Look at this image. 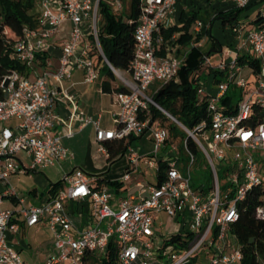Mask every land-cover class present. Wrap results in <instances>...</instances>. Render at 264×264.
<instances>
[{
	"label": "built area",
	"instance_id": "1",
	"mask_svg": "<svg viewBox=\"0 0 264 264\" xmlns=\"http://www.w3.org/2000/svg\"><path fill=\"white\" fill-rule=\"evenodd\" d=\"M101 1L115 13L123 8V0H36L37 27L25 25L22 37L13 44L16 59L33 70L35 77L29 78L11 69L0 84V184L3 185L0 264H29L7 236L8 232H18L19 221L29 227L45 225L50 230L55 251L47 256L44 264H92L94 259L106 256L113 239L118 246L116 264H188L203 246L210 248L205 252L207 264H238L242 252L229 224L237 220L239 203L248 193L255 187L264 188L261 167L264 162V6L259 9V24L247 29L240 43V48L248 45L259 61L255 73L257 80L252 87L248 86L251 81L250 75L244 74L245 67L251 73L253 69L250 65H241L237 55L228 61L221 60L214 68L223 70L224 78L217 84L211 79H201L197 87V93L207 99L209 121H202L190 130L168 111L164 112L147 93L155 81L165 83L176 79L183 66L179 56L158 53L164 42L161 30L172 24L177 0H140L130 71L115 68L103 54L99 41ZM231 1L240 8L250 2ZM65 22H69V34L61 47L58 64L53 66L46 60L44 69L37 73L34 70L39 59L37 54L48 52V39L57 34ZM96 56L128 88L115 93L119 109L113 114L115 126L111 128L102 126L99 114L91 115L79 109L77 95L63 86L74 69L83 71L84 82L96 81L100 75ZM202 58L203 65L211 66L206 54ZM230 86L241 89L235 113H227L226 106L221 103ZM57 101L72 106L71 117L76 122V131L53 132L58 122L54 109ZM151 105L171 118L195 143L193 150L187 138L183 141L185 161L179 149L181 139L155 122ZM254 106L259 114L255 113ZM87 125L92 126L100 150L105 141L123 140L125 155L134 165V172L141 159L157 172L164 164L162 180L154 184L139 180L135 183L136 190L117 196L114 188H98L96 175L76 167L61 174L60 188L46 201L27 203L9 183V177L12 174L31 175L72 158L73 152L65 144L64 137H72ZM143 133H148L153 142L150 152L141 153L129 139ZM198 149L203 151L212 173L208 189L205 184L196 189L190 184L191 166L196 162ZM253 151L260 153V164ZM20 154H25L28 160ZM219 160L230 167L225 192L221 191L218 176ZM130 172H126L124 180L129 179ZM4 197L15 198L19 207L3 208ZM73 203L75 209L71 208ZM161 214L178 218L179 230L173 234L186 237L189 232L193 239L185 245L168 243L164 246L172 234L165 238L158 236L155 222ZM256 215L264 218V192ZM167 246L171 247L169 252Z\"/></svg>",
	"mask_w": 264,
	"mask_h": 264
},
{
	"label": "trees",
	"instance_id": "2",
	"mask_svg": "<svg viewBox=\"0 0 264 264\" xmlns=\"http://www.w3.org/2000/svg\"><path fill=\"white\" fill-rule=\"evenodd\" d=\"M35 1L0 0V84L6 72L11 69H16L25 74L29 71L24 64L16 59L13 44L22 37V29L25 25L31 28L37 27V11L36 13L34 11ZM248 6L249 4L246 7ZM246 7L234 6L228 10L220 11L214 16L211 23L220 20L224 27H234ZM139 12L140 0H123V8L119 13H115L105 2L101 1L99 4V13L103 20L99 28V41L104 56L115 68L130 71L135 49L134 32ZM179 18L180 25H173L161 30V35L165 40L169 39L177 31L182 32L178 38L180 43H186L192 38L189 29L196 19V12L183 11ZM206 34L211 40V49L219 51L222 46L221 42L211 33L210 27L207 28ZM197 38H200L199 34H197ZM165 44L163 43L158 51L160 55L165 52ZM37 55L41 56L39 53ZM202 55L201 51L193 48L188 53L185 64L179 70L178 79H171L168 82L161 83L152 94V98L156 103L190 130L202 121H209L210 118L206 97L197 93L199 81L201 79L208 80V77H211V82L217 84L225 76L223 70L213 67L206 72H200L203 61ZM238 61L241 65H243V62L249 63L253 69L252 73H257L259 61L256 57L239 56ZM99 79L101 80L102 91L106 93L115 94L128 90L127 87L120 83L107 64L100 68ZM1 93L0 86V95ZM240 98L241 89L230 86L221 98V103L226 106L225 111L227 113H235L236 105ZM150 109L153 119H167V116L155 106L151 105ZM254 111L259 114V109L255 106ZM179 127L176 123L171 122L168 127L170 134L177 137L179 135ZM180 129L183 134L186 133L182 128ZM135 138L131 136L129 139L133 140ZM187 141L190 147L195 150V143L192 139L188 137ZM106 148L108 152L107 160L112 162L118 155L125 152L126 144L123 140H108ZM164 167V164L160 165L158 172L159 182L164 176ZM207 170L209 171L207 183H204L206 189L210 187L212 182V173L208 166ZM103 184L113 187L120 185V182L118 180L105 181L99 178L97 187H102ZM60 186L61 180L50 182L46 192L53 195ZM263 192L264 188L262 187L253 188L244 201L239 203L237 220L229 224V230L235 236L242 252V258L238 264H264V218L256 215V207L260 204V197ZM187 242V237H182L179 233L172 234L164 242V246L168 243L185 245ZM117 249V243L114 239L111 240L106 256L103 259H94L92 264H116ZM198 257V254L193 256L188 264H207L204 260L200 261Z\"/></svg>",
	"mask_w": 264,
	"mask_h": 264
},
{
	"label": "crops",
	"instance_id": "3",
	"mask_svg": "<svg viewBox=\"0 0 264 264\" xmlns=\"http://www.w3.org/2000/svg\"><path fill=\"white\" fill-rule=\"evenodd\" d=\"M234 3L231 0H177L176 3V10L175 14L172 18V24L166 28H169L173 25H180V14L184 12L194 11L196 12V19L194 23L192 24L191 28L189 29V33L192 35V38L186 42V43H180L178 41L179 36L182 32H174L172 36L169 39H164L163 43H166L165 45H171L166 46L165 52L162 56L166 54H175L183 59V65L185 64L186 57L188 56V53L193 49L196 48L199 51L202 52V54H206L209 58V61L211 63V66H205L201 65V71H208L211 67H215L221 60H229L230 58L234 56H253L251 53V50L248 49L247 46H243L240 48V43L243 42L244 34L247 29L252 27L253 25L259 24V9L264 6V0H250L249 6L244 9L242 14L240 15L237 24L234 27L230 26H223L220 20L211 21L213 20L214 16L220 12L228 10L232 7H234ZM198 22L201 23L200 26H198ZM69 22H65L62 27L60 28L59 32L55 34L52 38L48 39V52L42 53L41 56H39L38 61L34 64V70L37 73H41V71L44 69V65L46 60H50L53 66H56L58 64V57L60 55L61 47L63 45V42L67 39L69 34ZM217 27L218 34L213 33V27ZM210 27L211 33L221 42V48L219 51H216L214 49H211V40L209 39L208 35L206 34L207 28ZM242 27L243 29L240 30L239 28ZM197 34L200 35V38H197ZM167 47H170L167 48ZM228 50H230L229 53H226ZM212 52H218L220 55L218 62H213L210 59V53ZM45 57H44V56ZM44 57V59H42ZM96 64L101 68L104 63L99 58V56L95 57ZM249 65V63H247ZM246 66V65H244ZM246 74L250 75L251 71L245 67ZM29 78H34L35 73L33 70H29L26 74ZM178 77L175 79L177 80ZM159 83L157 88L153 91V93L158 89V87L161 85V82L155 81L154 83ZM150 85V86H151ZM63 86L67 88V90L73 94L77 95V104L79 109L85 111L88 114L91 115H100L101 116V124L103 127L111 128L115 126L114 120H113V114L116 113L119 109V105L115 99V94L113 93H106L102 91L101 88V80L98 78L96 81L92 83H86L83 81V71L80 69H74L72 71V76L70 79L65 80L63 83ZM152 93V94H153ZM152 96V95H150ZM54 109L56 110L58 114V122L53 128V132L55 133H62L68 129L75 130L76 131V122L71 117L72 112V106L64 101H57L54 105ZM152 115V114H151ZM155 122L159 126H165L162 125L160 122V118H156ZM174 137V136H173ZM135 139L143 140L148 139L152 142L150 136L148 133H143L139 136H137ZM133 139L132 144L136 142L137 140ZM135 140V141H134ZM114 141H120V140H114ZM64 142L67 144L70 149L73 152L72 158H66L58 162L55 166L46 167L43 169L38 170L36 173H41L43 170L48 168H55L57 173L61 176L63 172H69L72 169L76 167H80L84 169L85 171L94 172L96 175V183L98 179H104L107 180H118L120 182V185L113 186L112 188L115 189V193L118 196L124 195L126 193L132 192L136 190L135 183L137 181L143 182V177H138L134 175L132 177V174L134 173V165L130 163L127 155H125V152L123 154L118 155L112 162H108L107 156V148L106 143L107 141L103 142V149H99V143L96 141L94 136V130L91 125L85 126L81 131H77L74 133L72 137H64ZM153 143V142H152ZM153 146V144H152ZM153 149V147H152ZM151 149V150H152ZM141 153L150 152L146 151L145 149H139ZM99 155L105 157V162L103 163H96L95 157H99ZM20 157L23 158L25 161L28 160L27 156L25 154H20ZM144 161V163L150 167L145 159H141ZM123 162L121 167V172L118 174H111V169L118 165L119 163ZM153 168V167H151ZM130 177L127 180H124L123 176L126 174V172L130 171ZM155 170V182L158 181L159 176L158 172ZM31 177L35 178L36 180H39V185L35 184L29 189H24L23 187L19 186L18 180L23 177ZM42 176L40 174H36L32 177L31 175H22V174H12L9 177V183L15 187L16 191L20 196H24L27 203L30 204H38L46 201L49 197H51V193L46 192V188L48 187L50 182H57V181H50L48 180V177L45 175V179L41 178ZM42 179V180H41ZM144 183V182H143ZM103 187H108L107 185L103 184ZM60 188V187H59ZM3 190V185L0 184V194ZM2 207L6 209H17L19 207V203L15 198L12 197H4ZM71 208L75 209V204H71ZM160 216H167L165 214H161ZM159 216V217H160ZM177 222L178 218L176 217ZM157 222V220H156ZM155 222V227H156ZM19 230L22 227H29L26 226L23 222L19 221ZM47 228L45 225L40 226H32L30 228H36L42 229ZM18 230V231H19ZM49 230V229H48ZM50 232V230H49ZM17 233V232H16ZM12 232H8V240L13 245L20 244L22 241H17L14 237V234ZM173 234V233H172ZM51 236V233H50ZM50 243L53 247V240L52 236L50 238ZM53 252V251H52ZM28 262V261H27Z\"/></svg>",
	"mask_w": 264,
	"mask_h": 264
},
{
	"label": "rangeland",
	"instance_id": "4",
	"mask_svg": "<svg viewBox=\"0 0 264 264\" xmlns=\"http://www.w3.org/2000/svg\"><path fill=\"white\" fill-rule=\"evenodd\" d=\"M34 11L36 13L37 9H36V1H35V7H34ZM103 23V20L101 19L100 16V20H99V26H101ZM213 33L214 34H218L217 32V27H213ZM216 34V35H217ZM220 58V55L218 52H212L210 53V59L215 63L218 62ZM243 65H247V62H243ZM245 67V66H244ZM246 74V72L244 73ZM116 78L118 79V77L116 76ZM209 81L211 77H208ZM257 80L256 75L254 73L250 74V83H249V87H252L255 83V81ZM159 85V83H154L153 85H151L149 87V89L147 90V93L149 95H152L153 91L157 88V86ZM167 116V115H166ZM12 121V120H11ZM160 122L162 123V125H165L167 128L169 127V124L172 121L171 118H169L167 116V119H161L160 118ZM10 123V122H9ZM181 127H179L178 129V137L181 139L180 144H179V149L181 150V159L183 161L186 160V154L183 148V141L187 138V133H182L180 130ZM137 140L136 142L133 143V146L139 150V149H145L146 151H149L152 149V142L148 139H143V140ZM134 140V141H135ZM253 155L256 158V160L258 161V163L260 164V162L262 161L261 159V155L258 151H253ZM95 161L96 163H103L105 162V157L99 155V157H95ZM123 162L119 163L118 165H115L112 169H111V174H118L121 172V167ZM218 176H219V180H220V186H221V191L225 192V190L228 187V182H226L227 180V171L230 169L229 164H227L225 161L223 160H219V164H218ZM261 167L263 168V182H264V162L262 163ZM137 170L132 174V177L134 175L138 176V177H143V182L145 184H154L155 183V170L154 168L148 167L143 160H140L139 162V167L136 168ZM208 170H207V163L205 160V156L204 153L201 149L197 150L196 153V162L191 166V187L193 189H196L197 186H199L200 184H206L207 183V176H208ZM90 175L95 174L94 172L89 171L88 172ZM36 174H40L42 177L45 179V175L48 177V180L50 181H57L60 179V175L57 173V171L55 170V168H48L43 170L41 173H36V172H32V177L35 176ZM40 180V179H39ZM39 180L35 179V178H29L27 176H23L18 180V184L19 186L23 187L24 189H29L32 186H34L35 184L39 185ZM42 180V179H41ZM110 189L112 187H109ZM117 195V194H116ZM118 196V195H117ZM182 229V228H181ZM179 230V224L177 222L176 217H169V216H160L157 219L156 222V232L158 234L159 237L161 238H165L166 236L175 233ZM15 239L19 242L22 241L20 244H13V246L21 253V256L28 261L29 264H44L45 260L47 258V256H49L52 251L54 252L55 249H52L51 243H50V232L47 228H42V229H36V228H30V227H21L20 230L14 234ZM186 237H187V241H189L190 239H193V236H191V234L189 232L186 233ZM171 250L170 246L166 247V251L169 252ZM210 251V248L208 246H203L200 249L199 252V260L203 261H207V256L205 255V252Z\"/></svg>",
	"mask_w": 264,
	"mask_h": 264
},
{
	"label": "water",
	"instance_id": "5",
	"mask_svg": "<svg viewBox=\"0 0 264 264\" xmlns=\"http://www.w3.org/2000/svg\"><path fill=\"white\" fill-rule=\"evenodd\" d=\"M164 110V112H167L165 109H163ZM175 120L179 123V124H181L176 118H175Z\"/></svg>",
	"mask_w": 264,
	"mask_h": 264
}]
</instances>
